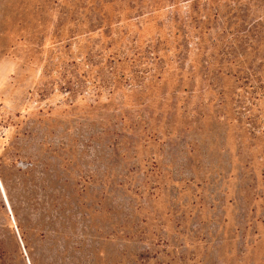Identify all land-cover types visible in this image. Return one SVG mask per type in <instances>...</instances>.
Masks as SVG:
<instances>
[{"label":"rangeland","instance_id":"1","mask_svg":"<svg viewBox=\"0 0 264 264\" xmlns=\"http://www.w3.org/2000/svg\"><path fill=\"white\" fill-rule=\"evenodd\" d=\"M0 240L264 264V0H0Z\"/></svg>","mask_w":264,"mask_h":264},{"label":"trees","instance_id":"2","mask_svg":"<svg viewBox=\"0 0 264 264\" xmlns=\"http://www.w3.org/2000/svg\"><path fill=\"white\" fill-rule=\"evenodd\" d=\"M21 240H25L26 242V239H24L23 236H21ZM23 249L27 252V255H24V252L20 249V257L24 261V264H39L41 262L33 257L28 243L23 246ZM0 264H17L15 256L9 249L8 245L2 240H0ZM47 264L51 263L47 262Z\"/></svg>","mask_w":264,"mask_h":264}]
</instances>
